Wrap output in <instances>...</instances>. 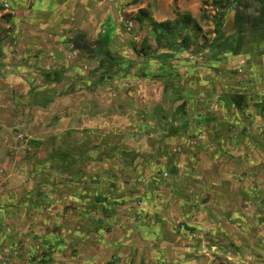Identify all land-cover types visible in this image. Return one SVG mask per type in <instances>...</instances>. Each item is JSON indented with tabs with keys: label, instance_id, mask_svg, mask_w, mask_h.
<instances>
[{
	"label": "rangeland",
	"instance_id": "obj_1",
	"mask_svg": "<svg viewBox=\"0 0 264 264\" xmlns=\"http://www.w3.org/2000/svg\"><path fill=\"white\" fill-rule=\"evenodd\" d=\"M239 7H249L250 18L254 12L257 15L261 11L262 22L255 29L247 20L246 25L241 23L238 27L236 35L251 39L257 49L264 50V0H88L86 13L91 22L87 31H97L99 37L112 32L120 42L128 38L138 41L141 50L148 47V58L170 53L175 59L171 62L156 59L152 67L159 73L153 81L124 76L122 69L128 66L126 63L97 62L93 58L71 62L63 79L74 82L70 85L73 90L68 93L63 86H58L48 98L36 94L40 91L35 93L24 88L28 79L23 84L17 73L14 77L11 74L10 79L0 77V181L12 170L14 184L18 186V183L39 179L29 172L33 169H74L76 173L63 172L52 180L61 185L58 193L68 195L66 182L75 179L84 182L88 189L83 204L88 217L80 222V227H75L73 237L62 238L64 242L72 240L71 244L75 246L73 257L65 263L88 264L84 258L93 254V247L100 246L98 250L102 253L98 263L117 264L119 247L115 246L135 241L130 239L132 233L151 223L148 215L161 214L168 207L176 215H181L178 208L182 205L178 207L177 204L186 200L192 213L194 209H201L217 217L213 222L217 225L213 251L241 264H264V169H257L253 166L255 163H251L250 169L243 168V160H237L238 156L231 158L228 151L232 150L231 146L226 144L229 148L225 149L221 142L216 148L224 155L211 156L206 150L213 144L215 148V143L208 145L209 139L206 140L207 134L210 136L209 131L207 133L209 126L186 124L199 121L194 118L195 114L208 116L211 104L214 101L219 104L225 95L219 93L214 98L215 95L209 94L210 98L205 99L207 89L193 86L200 77L198 81L184 77L180 82L176 77V82H172L161 75L167 72L169 64L173 72L180 69L179 75L187 74L186 68L191 65L198 68H201L199 65L210 66L220 74L218 63H213L204 49L213 45L214 37L234 18L233 12ZM141 10L148 18L168 21L172 35L167 36L161 31L157 39H153L149 33L151 24L146 20L141 23L136 17ZM109 14L113 21L108 20ZM12 16L5 14L2 18L9 22ZM12 29L13 26H9L3 31ZM65 34V30H60L56 35H64L63 39L50 40L51 46L41 41L43 47L39 49L44 56L48 53L50 61L43 57L33 64V71L43 72L46 67L55 66L53 59L75 55L70 42L72 37ZM56 35L53 33L48 39ZM138 36L141 37L139 40ZM96 37L92 39L99 41ZM147 38L151 40L148 44ZM175 39L176 44L179 39L182 45L179 49L166 46ZM55 41H62L63 47L56 46ZM11 53L12 58L30 65L29 57L19 56L18 51ZM190 55L198 60L189 58ZM104 65H108L110 76L106 79L101 76L106 71ZM147 68L149 64L142 59L135 70L145 73ZM208 75L209 71L202 84L214 85V80L206 82ZM193 88L199 90L194 93ZM70 107L74 110L72 117L68 116ZM86 114L87 120L83 119ZM228 127L226 124L217 126L216 133L224 135ZM198 148L205 152L196 157ZM21 169L27 170L26 173L20 172ZM3 170L7 172L5 176L1 174ZM15 170L22 178L17 177ZM44 192L50 194L54 190ZM74 192L81 197V191ZM170 192L171 201L176 202L173 207L172 202L167 201ZM227 198L231 199L228 205ZM103 199L106 205L102 209L104 217L98 219L93 210ZM18 208L19 212L13 211L14 221L9 222V229L2 231V234H9L11 243L8 244L10 248L0 246V264H33L36 251L39 252L42 244L43 238L37 231L38 222L33 221L36 208L30 210L27 206L25 211L22 206ZM55 210L60 211L61 206H55ZM21 211L25 212L28 221L17 220ZM182 223L171 225L181 229ZM200 225L203 229H210L208 223L207 227L204 222ZM191 229L195 230L194 227ZM85 231L91 235V241L83 247L79 237ZM22 245L26 249L25 257L19 261L23 256L17 259V250ZM82 249L87 250L83 253ZM39 257L37 253L38 261Z\"/></svg>",
	"mask_w": 264,
	"mask_h": 264
},
{
	"label": "crops",
	"instance_id": "obj_2",
	"mask_svg": "<svg viewBox=\"0 0 264 264\" xmlns=\"http://www.w3.org/2000/svg\"><path fill=\"white\" fill-rule=\"evenodd\" d=\"M5 2L9 4V8L2 7ZM87 9L88 0H0V27L2 28L0 30V77L10 79L11 74L14 77V73H17L16 75L19 74L18 77L23 81V84L27 79L29 81L25 82L26 87L24 88L28 87L29 91L33 90L35 93L40 91V93L36 94L48 98V95L52 94L51 91L58 89V86H63L68 93L73 90L70 85L74 84V82H67V80L63 79L67 75L71 62L93 58L97 62L115 61L117 63H126L128 66L122 69L124 76L153 81L159 73L153 70V62L156 59H158L156 61L170 62L175 59L174 57L171 58L173 55L170 53H162L154 58H148V47H144L146 50H141L142 47L138 41H131L128 38L126 41L120 42L115 39V36H112V32L99 37L97 31H87L86 27L91 22L89 15H87ZM5 14L13 15L9 22L5 21V19L3 20L2 16ZM141 14L139 12L136 15L138 21L143 23L146 20L149 23L148 16L139 20L138 16H142ZM94 16H97V14ZM110 17L111 15L109 14L107 16L108 20H112ZM234 20L235 17L227 22L222 28V32L214 37L213 45L204 49L206 56L211 58L213 63H218L221 68L220 74L216 73V68L214 69L210 66L202 67L199 65L201 68H198L196 65H191L186 68L187 74L179 75L177 73H181L180 69L177 70L178 72H173L171 70L172 66L169 64L167 74L161 75L172 82H176V77L179 82L184 77L194 81H198V77H200L197 84L195 83L193 86L207 89L206 92L204 91L205 99L210 98L209 94L215 95L214 98L219 93L225 95V98L219 104H216V101L213 102L216 105L211 104L208 116L207 114L206 116L195 114L194 118L199 119V121L197 123L195 121L186 122V124L194 125L195 127L197 125L209 126L207 133L209 131L210 136L207 134L206 140L208 141L209 139L208 145L209 143H215V148H213V144L206 150L211 156L216 158V156L222 157L224 155L222 150L219 151V147L216 146L218 142H221L225 149L229 148L226 144L231 146L232 150H228L231 152V158L238 156L237 160H243V168L250 169L251 163H255L254 167L264 169V50L261 47L257 49L255 43L250 41L251 39L246 40L237 37L236 30L239 26ZM9 26H13L12 31H3V28H8ZM62 29L66 32L65 36L69 35L72 37L70 42L73 44V51H76L75 55L73 53L71 54L72 56L68 55L69 58L67 56L66 58L53 59L55 66L46 67L43 72L33 71V64L40 61L43 57V59L50 61L47 59L48 53L44 56L45 53L40 50L43 47L41 41L44 40L47 45L51 46L50 40L63 39L64 35H56ZM111 30L113 29L111 28ZM163 31L166 32L168 30ZM160 32L161 30H154L151 27L149 33L156 40ZM53 33L56 36L48 39V36ZM234 34L235 36H233ZM96 36L99 37V41L92 39V37ZM218 37L219 39L216 42ZM140 38L138 36V40ZM177 41L179 44H176L175 39V41L166 44V46L170 47L173 45V48L179 49L182 45H180L179 39ZM150 42L151 40L148 39L147 44ZM54 43L59 48L63 47L62 41L59 43L55 41ZM10 50L12 52L18 51L19 56H24L25 59L29 57L30 65L22 64L19 59L12 58L13 53ZM67 52L69 53L68 50ZM191 57L198 60L194 55H190L189 58ZM142 59L149 64V68L145 70V73H139L138 70H135L137 63ZM132 63L133 65L131 66ZM104 67L106 71L101 76L106 79L110 77L108 75V65H104ZM207 70L209 71V77L207 76L206 82L207 80H214V85L212 83L202 84V79L208 73ZM117 76L124 77L123 75ZM30 86H34V88L31 89ZM198 90L192 89L194 93ZM73 111L71 107L68 109L69 117H72ZM87 116V114L84 115L83 119L87 120ZM177 124L180 125L181 123L178 121ZM224 124L230 126L225 134L216 133V127ZM204 140L199 141L203 143ZM199 146L205 148L203 145ZM203 151L198 148L196 157ZM19 171L26 173L25 171L27 170L21 169ZM13 172L12 170L7 176V172L1 171V174L6 175V177L1 178L2 181H0V190H2L0 195V246L5 245L10 248V245L8 246L11 243L8 238L9 234H2V231L9 229V222L14 221L12 217L13 211L19 212L18 207L21 206L23 211L34 207L36 212L33 215V221L38 222L37 231L41 234L43 240L39 247V252L38 250L36 251V247L33 250L34 253L36 251L34 257L36 262H33V264H67L65 262H68V259L73 257L75 246L71 244L73 243L72 240L69 243L68 241H62V238L64 236L73 237L75 227H80V222L88 217L87 213H85L87 208L83 206L85 203L84 196L88 194L85 183L76 179L71 180L72 182L67 181L65 189L69 194L64 196L58 193L61 186L60 183L57 180H52L55 179L57 174H62L63 172L65 174L76 173L74 169H33L29 172L34 176H39V179L34 178L32 182L24 181L23 183H18V186L14 184ZM16 175L18 178H22L19 172ZM28 187H32L30 189L32 192H30ZM171 189L169 187V190ZM46 190H54V192L49 194L44 192ZM75 190L82 192L81 197L74 192ZM28 193H33L34 195L30 196ZM45 194H48V196H45ZM172 199L170 192L167 201L168 203L172 202L173 207L176 202L171 201ZM227 200L226 205L230 203L231 199L227 198ZM104 201L105 199H103V202H99L95 210H93V213L97 214L96 217L98 219L104 217L102 213L103 207L106 206ZM183 204H179V202L177 204L178 207L182 205V208H178L181 215L173 213L170 207L161 214L148 215L151 218H149V222H151L149 225L142 227L137 233L130 232L132 233L130 239L135 241L130 244L121 243L115 246V248L119 247L116 254L117 264H241L237 261H232L229 256L213 251L214 244L212 242L215 241L217 232V225L213 222L216 221L217 217H213L207 211L202 212L201 209H194L197 214L195 212L192 213L186 200H183ZM27 206L28 209L26 208ZM55 206H61V210L56 211ZM23 211L18 215L17 220L26 222L28 221L27 215ZM75 222L77 223L75 224ZM140 222L142 221H138V223ZM175 222H183L182 228L172 227L171 224ZM203 222L206 227L208 223L209 230L201 227L200 223ZM42 223L45 225L43 226ZM191 227H194L195 230H192ZM90 236L85 231L81 236L82 238L79 237L83 247L91 241ZM46 240L49 242H46ZM98 248L101 249L100 246L93 247V254L91 253L90 255L89 253L90 257H85V262L88 264L102 263H98L99 254L102 253ZM25 250L24 245L18 247L17 258L19 257L18 255L23 256V258H19V261L24 260ZM86 250L82 249V252L84 253ZM262 251L260 250V252ZM37 253L40 256L39 261L36 259ZM77 253H80V251Z\"/></svg>",
	"mask_w": 264,
	"mask_h": 264
},
{
	"label": "flooded vegetation",
	"instance_id": "obj_3",
	"mask_svg": "<svg viewBox=\"0 0 264 264\" xmlns=\"http://www.w3.org/2000/svg\"><path fill=\"white\" fill-rule=\"evenodd\" d=\"M249 13H251V10L249 7L244 8V7H239L237 9L234 10V17H235V23L237 24V26H240L241 23L243 25H246V21L249 20V23L252 24L253 29H255V27L262 22V18H261V11L258 12V14L256 15V13L254 12V14L252 15V17L250 18ZM250 19H252L250 21ZM20 256V255H18ZM16 258V257H14ZM20 258V257H19ZM18 259V258H17ZM5 260L7 261V258H5Z\"/></svg>",
	"mask_w": 264,
	"mask_h": 264
},
{
	"label": "trees",
	"instance_id": "obj_4",
	"mask_svg": "<svg viewBox=\"0 0 264 264\" xmlns=\"http://www.w3.org/2000/svg\"><path fill=\"white\" fill-rule=\"evenodd\" d=\"M140 13H142L141 15L142 16H138L139 17V20H142L143 18H145L147 15H146V12L141 10ZM149 23L151 24V26L153 27L154 30H168L166 31L165 35H172L171 34V30L169 31V28H171L170 24L168 21H156V20H153L152 18H149ZM219 37L216 39V42L218 41ZM158 41H160V38L158 39Z\"/></svg>",
	"mask_w": 264,
	"mask_h": 264
},
{
	"label": "built area",
	"instance_id": "obj_5",
	"mask_svg": "<svg viewBox=\"0 0 264 264\" xmlns=\"http://www.w3.org/2000/svg\"><path fill=\"white\" fill-rule=\"evenodd\" d=\"M2 6H4L5 8H9V4L8 3H3Z\"/></svg>",
	"mask_w": 264,
	"mask_h": 264
}]
</instances>
